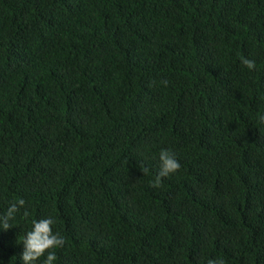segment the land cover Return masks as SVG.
<instances>
[{"label":"trees","instance_id":"16d2710c","mask_svg":"<svg viewBox=\"0 0 264 264\" xmlns=\"http://www.w3.org/2000/svg\"><path fill=\"white\" fill-rule=\"evenodd\" d=\"M262 117L264 0H0V264H264Z\"/></svg>","mask_w":264,"mask_h":264},{"label":"clouds","instance_id":"9594fccd","mask_svg":"<svg viewBox=\"0 0 264 264\" xmlns=\"http://www.w3.org/2000/svg\"><path fill=\"white\" fill-rule=\"evenodd\" d=\"M242 64L247 67L249 70L255 69V62L253 60L242 58ZM165 85L167 82H164ZM264 119V117H262ZM160 167L159 172L155 177V180L152 181V187H159L162 182V178L166 177L172 173L178 171L181 167L178 160L170 152V150H161L159 154ZM144 173H147L149 170L144 168ZM25 205L24 199L20 198L15 203L11 204L7 209V212L0 216V221H2L3 229L8 230L11 228V225L8 223L10 219L14 218L16 212L19 211V208ZM25 217L29 213L25 210L23 213ZM54 223L53 218H45L39 221H32L31 231L26 233L25 238L22 243L24 245V250L21 253V260L24 264H33L39 257L44 255L46 250L50 248L62 247L65 243L64 239L59 235V233H53L52 225ZM57 259L54 252H48L44 264H53V261ZM208 264H225L223 259L218 260H209Z\"/></svg>","mask_w":264,"mask_h":264}]
</instances>
